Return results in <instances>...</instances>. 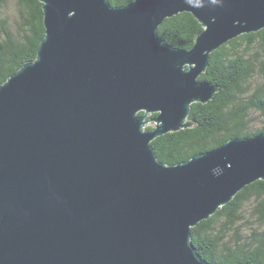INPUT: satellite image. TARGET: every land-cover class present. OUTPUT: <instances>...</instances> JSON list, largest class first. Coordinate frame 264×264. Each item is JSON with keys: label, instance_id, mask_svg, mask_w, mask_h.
Returning a JSON list of instances; mask_svg holds the SVG:
<instances>
[{"label": "water", "instance_id": "1", "mask_svg": "<svg viewBox=\"0 0 264 264\" xmlns=\"http://www.w3.org/2000/svg\"><path fill=\"white\" fill-rule=\"evenodd\" d=\"M39 1L37 59L0 85V264H212L192 229L264 181V132L177 165L151 143L193 127L212 53L264 29V0ZM182 13L191 50L158 37Z\"/></svg>", "mask_w": 264, "mask_h": 264}, {"label": "trees", "instance_id": "2", "mask_svg": "<svg viewBox=\"0 0 264 264\" xmlns=\"http://www.w3.org/2000/svg\"><path fill=\"white\" fill-rule=\"evenodd\" d=\"M108 1L113 7H123L134 0ZM11 3H16L13 12L4 13ZM203 31L192 14L182 13L166 19L158 37L172 47L191 50ZM44 38L39 0H0V85L37 59ZM200 79L217 85L219 91L208 104L192 105L189 120L193 127L151 143L164 164L177 165L232 139L264 132V126L254 131L250 120L251 112L264 117V29L242 35L212 53ZM192 237L197 253L209 263L264 264V181L247 186L209 220L199 223Z\"/></svg>", "mask_w": 264, "mask_h": 264}, {"label": "rangeland", "instance_id": "3", "mask_svg": "<svg viewBox=\"0 0 264 264\" xmlns=\"http://www.w3.org/2000/svg\"><path fill=\"white\" fill-rule=\"evenodd\" d=\"M16 6V3H11V5L8 7V9L5 10L4 13L6 14H11ZM259 81L257 80L255 84H257ZM152 115H149V117ZM148 119V118H147ZM250 120H251V127L253 128L254 131H257L261 129L264 126V117L260 115L258 112H251L250 114ZM155 123L154 122H149L146 126L145 129L147 128H154Z\"/></svg>", "mask_w": 264, "mask_h": 264}]
</instances>
